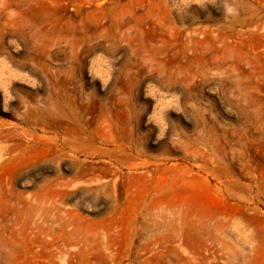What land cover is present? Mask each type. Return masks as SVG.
Returning <instances> with one entry per match:
<instances>
[{
  "label": "rangeland",
  "instance_id": "rangeland-1",
  "mask_svg": "<svg viewBox=\"0 0 264 264\" xmlns=\"http://www.w3.org/2000/svg\"><path fill=\"white\" fill-rule=\"evenodd\" d=\"M0 264H264V0H0Z\"/></svg>",
  "mask_w": 264,
  "mask_h": 264
},
{
  "label": "bare ground",
  "instance_id": "bare-ground-1",
  "mask_svg": "<svg viewBox=\"0 0 264 264\" xmlns=\"http://www.w3.org/2000/svg\"><path fill=\"white\" fill-rule=\"evenodd\" d=\"M61 107V106H60ZM62 109V108H61Z\"/></svg>",
  "mask_w": 264,
  "mask_h": 264
}]
</instances>
